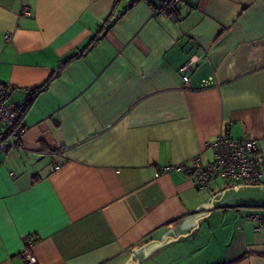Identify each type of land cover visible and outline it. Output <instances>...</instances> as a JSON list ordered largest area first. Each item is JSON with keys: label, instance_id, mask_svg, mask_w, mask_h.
<instances>
[{"label": "crops", "instance_id": "1", "mask_svg": "<svg viewBox=\"0 0 264 264\" xmlns=\"http://www.w3.org/2000/svg\"><path fill=\"white\" fill-rule=\"evenodd\" d=\"M178 13L0 0L8 102L23 108L54 75L23 113L22 148L0 150V264H25L26 246L35 264H264L249 219L264 214V175L199 190L165 168L208 163L220 133L264 154V0H182Z\"/></svg>", "mask_w": 264, "mask_h": 264}, {"label": "built area", "instance_id": "2", "mask_svg": "<svg viewBox=\"0 0 264 264\" xmlns=\"http://www.w3.org/2000/svg\"><path fill=\"white\" fill-rule=\"evenodd\" d=\"M181 3L182 0H153V13L178 20V7ZM6 36L9 37L8 34ZM192 62L193 58H190L179 67L183 85L188 90H192L189 76ZM45 87L46 85H43L41 89ZM16 117L17 108L8 102L7 89L0 85V126L11 138L10 141L0 140V150L22 148L21 137L26 130V125L23 122H17ZM208 147L212 151V158L206 164H201L199 157L195 156L190 165H168L165 168L190 174L199 190L207 188L211 182L218 179L227 182L231 187H237L240 184L256 183L264 175V154L254 139H235L220 133L209 141ZM249 219L256 222L254 228L256 231L264 229V214L251 215ZM20 255L25 264H35L37 261L27 246L22 249Z\"/></svg>", "mask_w": 264, "mask_h": 264}, {"label": "trees", "instance_id": "3", "mask_svg": "<svg viewBox=\"0 0 264 264\" xmlns=\"http://www.w3.org/2000/svg\"><path fill=\"white\" fill-rule=\"evenodd\" d=\"M98 39V35L93 37L90 42L88 44H86L83 48L79 49L78 52H75L73 55H71L69 58H67L64 62L61 63L60 67L58 68V70L56 72H58L63 65H65L68 61H70L72 58H75V57H78L79 55H81L85 50H87L90 46H92ZM54 75H50L48 80H46L44 82V84H42L41 86L43 85H46L50 79L53 78ZM41 86H38L36 88H33L32 89V93H31V96L30 98L28 99V101L25 103L24 107L23 108H17V122H22V116H23V113L25 112V110L27 109V107L31 104L32 100H33V97L41 91ZM236 261H232V262H227V263H223V264H235Z\"/></svg>", "mask_w": 264, "mask_h": 264}]
</instances>
